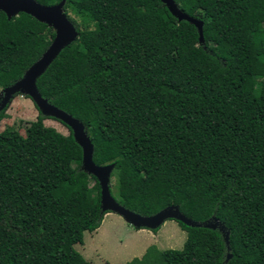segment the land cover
<instances>
[{"label": "trees", "instance_id": "trees-1", "mask_svg": "<svg viewBox=\"0 0 264 264\" xmlns=\"http://www.w3.org/2000/svg\"><path fill=\"white\" fill-rule=\"evenodd\" d=\"M175 2L204 23L203 43L162 0H66L78 38L38 91L84 124L97 166L114 165L118 204L142 217L177 207L202 224L178 222L182 250L152 246L127 264H264V0ZM56 35L0 11V94ZM108 213L66 124L39 111L25 135L0 131V264H91L75 246Z\"/></svg>", "mask_w": 264, "mask_h": 264}, {"label": "water", "instance_id": "water-1", "mask_svg": "<svg viewBox=\"0 0 264 264\" xmlns=\"http://www.w3.org/2000/svg\"><path fill=\"white\" fill-rule=\"evenodd\" d=\"M171 13L180 21L186 20L195 25L200 33V41L204 42V23L183 13L178 8L175 0H162ZM66 0L55 6H44L35 0H0V11L4 12L9 19L21 14L30 15L37 20L53 27L56 38L38 60L24 75V77L13 86L4 90L2 107H6L18 94L26 95L35 103L39 111L48 117L57 119L66 124L74 133L75 140L83 149V168L90 175H94L102 190V208L104 211L116 213L124 218L126 222L138 229H156L162 227L166 221L175 220L191 227H201L202 224L193 222L181 214L177 207L167 208L152 217H142L135 214L117 203L111 193V175L114 165L104 167L94 163V145L88 137L85 126L66 112L60 110L44 99L37 88V80L45 73L48 67L58 58L60 53L78 38V32L71 21L68 20L63 8ZM206 227L217 228V224H207ZM222 230L224 228L222 227Z\"/></svg>", "mask_w": 264, "mask_h": 264}, {"label": "rangeland", "instance_id": "rangeland-1", "mask_svg": "<svg viewBox=\"0 0 264 264\" xmlns=\"http://www.w3.org/2000/svg\"><path fill=\"white\" fill-rule=\"evenodd\" d=\"M3 94H0V105ZM7 119L0 125V131L17 130L26 134V126L37 120L39 110L35 103L18 94L7 105ZM46 125L68 135L69 130L56 120L48 119ZM112 188L115 186L112 183ZM116 190V189H113ZM187 233L175 220H168L157 233L148 229H137L116 213H108L102 226L94 233L86 232L84 243L75 249L91 264H127L141 258L147 250L156 246L159 250H182Z\"/></svg>", "mask_w": 264, "mask_h": 264}]
</instances>
